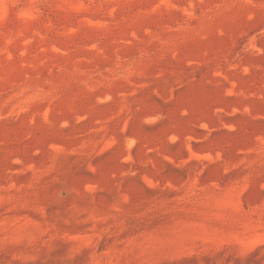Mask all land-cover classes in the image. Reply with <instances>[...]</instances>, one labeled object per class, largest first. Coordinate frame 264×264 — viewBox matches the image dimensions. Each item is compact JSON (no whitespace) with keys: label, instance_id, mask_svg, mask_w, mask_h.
<instances>
[{"label":"rangeland","instance_id":"1","mask_svg":"<svg viewBox=\"0 0 264 264\" xmlns=\"http://www.w3.org/2000/svg\"><path fill=\"white\" fill-rule=\"evenodd\" d=\"M0 264H264V0H0Z\"/></svg>","mask_w":264,"mask_h":264}]
</instances>
